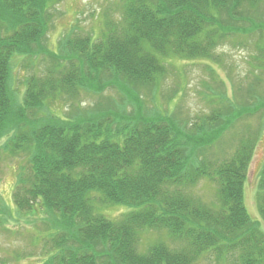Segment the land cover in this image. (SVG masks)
I'll return each instance as SVG.
<instances>
[{"label": "trees", "instance_id": "16d2710c", "mask_svg": "<svg viewBox=\"0 0 264 264\" xmlns=\"http://www.w3.org/2000/svg\"><path fill=\"white\" fill-rule=\"evenodd\" d=\"M64 1L0 0V137L12 136V154H28L14 205L19 214L41 208L50 220L39 229L44 259L36 264H204L209 256L264 264V162L260 218L245 204L264 131V0H116L100 35L72 28L51 49ZM256 34L246 92L230 78L232 96L218 93L215 108L194 121L181 116L178 90L167 99L173 108L145 104L175 62L221 63L219 46ZM17 59L33 71L23 91ZM109 89L119 101L102 100ZM83 96L100 99L83 107ZM240 123L232 154L210 158ZM202 181L215 184V201L198 193ZM114 206L125 211L112 216ZM146 231H166L172 243L144 246Z\"/></svg>", "mask_w": 264, "mask_h": 264}, {"label": "rangeland", "instance_id": "374dc122", "mask_svg": "<svg viewBox=\"0 0 264 264\" xmlns=\"http://www.w3.org/2000/svg\"><path fill=\"white\" fill-rule=\"evenodd\" d=\"M115 2L116 0L64 1L58 6L53 24L54 28H51L49 34L51 49H57L56 43L59 38L68 34L72 28H78L81 32L93 31L96 35H100L104 29L102 18L108 10H111L110 8ZM239 37L218 47L215 55L221 63L216 60L175 62L176 68L171 70L165 80H162V86L155 93L156 100L146 97L145 104L147 107L151 110L158 108L161 111L166 108H173L176 102H168L167 99L172 96L175 90H178L177 102L180 106L181 116L194 121L215 108L217 105L215 102H219L218 93L224 91L232 96L231 79L236 85H240L241 93L246 92L253 79L251 75L254 70L253 67L256 68L254 60L255 42H257L259 35H253L245 40L243 37ZM19 61L18 59L15 60L14 64V82H17L18 89L23 91L25 79L33 71L25 69ZM108 97L115 101L120 100L118 92L114 89L107 90L103 94L102 100ZM150 97L153 98V93ZM99 99L100 96H83L81 98L82 106H92ZM63 107L64 104H58L55 108L61 109ZM247 122L253 128L260 124L258 116ZM243 125L240 123L234 130L227 132L222 140L209 151L210 158L222 160L229 157L238 142L236 133H239V129H243ZM11 137L10 134H2L0 137V264H36L44 259L43 245L38 240H42L39 229L44 228L46 224L49 225L50 220L49 215L41 208L31 215L19 214L15 209L13 194L21 173V167L27 166L28 154L23 152L12 154L10 150L6 149ZM263 162L264 131L257 142L245 189V204L253 219L260 218L257 200L258 178ZM197 191L205 201L213 202L216 199V186L208 181H202ZM124 211V207L114 206L108 212L112 216H120ZM164 232L146 231L145 234L147 235L143 238V245L148 246L154 239L172 243L169 236ZM203 263L217 264V259L215 256H209Z\"/></svg>", "mask_w": 264, "mask_h": 264}]
</instances>
